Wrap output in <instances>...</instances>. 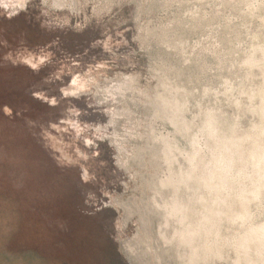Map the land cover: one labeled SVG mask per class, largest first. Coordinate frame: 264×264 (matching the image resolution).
<instances>
[{"label": "rangeland", "instance_id": "1", "mask_svg": "<svg viewBox=\"0 0 264 264\" xmlns=\"http://www.w3.org/2000/svg\"><path fill=\"white\" fill-rule=\"evenodd\" d=\"M18 1L0 264H264V0Z\"/></svg>", "mask_w": 264, "mask_h": 264}, {"label": "flooded vegetation", "instance_id": "2", "mask_svg": "<svg viewBox=\"0 0 264 264\" xmlns=\"http://www.w3.org/2000/svg\"><path fill=\"white\" fill-rule=\"evenodd\" d=\"M2 2H3V4H5V5H8V2H7V0H2ZM18 2L22 3V2H23V0H19ZM81 180H82V179H81Z\"/></svg>", "mask_w": 264, "mask_h": 264}, {"label": "bare ground", "instance_id": "3", "mask_svg": "<svg viewBox=\"0 0 264 264\" xmlns=\"http://www.w3.org/2000/svg\"><path fill=\"white\" fill-rule=\"evenodd\" d=\"M56 2H57V1H56ZM56 2H54V3L57 4L58 2H57V3H56ZM59 3H60V2H59ZM61 4H62V2H61ZM64 5H65V4H64Z\"/></svg>", "mask_w": 264, "mask_h": 264}]
</instances>
